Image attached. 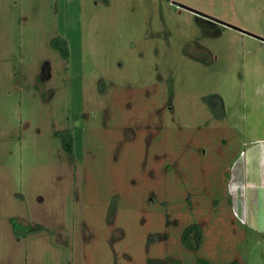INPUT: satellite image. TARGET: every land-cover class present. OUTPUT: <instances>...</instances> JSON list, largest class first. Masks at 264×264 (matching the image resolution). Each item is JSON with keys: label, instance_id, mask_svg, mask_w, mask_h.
Returning <instances> with one entry per match:
<instances>
[{"label": "rangeland", "instance_id": "rangeland-1", "mask_svg": "<svg viewBox=\"0 0 264 264\" xmlns=\"http://www.w3.org/2000/svg\"><path fill=\"white\" fill-rule=\"evenodd\" d=\"M263 176L264 0H0V264H264Z\"/></svg>", "mask_w": 264, "mask_h": 264}, {"label": "trees", "instance_id": "trees-1", "mask_svg": "<svg viewBox=\"0 0 264 264\" xmlns=\"http://www.w3.org/2000/svg\"><path fill=\"white\" fill-rule=\"evenodd\" d=\"M61 51H62L64 57L67 58L69 56V52H68L67 47H65V48L62 47ZM60 135L62 138L63 148L65 149V151L70 153V155H73L74 137H73L72 133H70L68 130H66L64 132H60ZM12 222H13V226H14L16 233H18V234L22 233V231L19 229L20 223L17 222L16 219L15 220L13 219ZM27 229L29 230L31 228L28 227ZM192 233H194L193 235H195L196 240L200 241L202 233L200 230V226L198 224H191L190 226H188L184 230L182 239H183L184 243L187 246H189L190 248L195 246V244H192V242L190 240V235ZM199 262H200V264H211L209 260L203 259V258L200 259Z\"/></svg>", "mask_w": 264, "mask_h": 264}, {"label": "flooded vegetation", "instance_id": "flooded-vegetation-1", "mask_svg": "<svg viewBox=\"0 0 264 264\" xmlns=\"http://www.w3.org/2000/svg\"><path fill=\"white\" fill-rule=\"evenodd\" d=\"M224 27H227V28H233V29H236V30H238L239 29V27H237V26H234V25H232V24H229V23H226V22H224L223 24H222ZM239 30H241V29H239ZM49 68V67H48ZM48 68H46V66L43 68V75H45V73H48Z\"/></svg>", "mask_w": 264, "mask_h": 264}, {"label": "crops", "instance_id": "crops-1", "mask_svg": "<svg viewBox=\"0 0 264 264\" xmlns=\"http://www.w3.org/2000/svg\"><path fill=\"white\" fill-rule=\"evenodd\" d=\"M264 181V176L261 178V182Z\"/></svg>", "mask_w": 264, "mask_h": 264}]
</instances>
